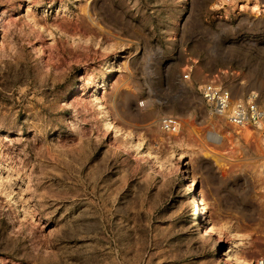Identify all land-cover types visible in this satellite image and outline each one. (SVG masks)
I'll return each instance as SVG.
<instances>
[{
	"label": "rangeland",
	"instance_id": "1",
	"mask_svg": "<svg viewBox=\"0 0 264 264\" xmlns=\"http://www.w3.org/2000/svg\"><path fill=\"white\" fill-rule=\"evenodd\" d=\"M218 1L0 0V264L264 262V124L246 139L199 91L264 110V15ZM215 173L240 176L216 248L184 194Z\"/></svg>",
	"mask_w": 264,
	"mask_h": 264
},
{
	"label": "built area",
	"instance_id": "2",
	"mask_svg": "<svg viewBox=\"0 0 264 264\" xmlns=\"http://www.w3.org/2000/svg\"><path fill=\"white\" fill-rule=\"evenodd\" d=\"M234 1L237 0H227L228 3ZM199 91L212 113L233 128L255 130L260 129L264 124V110L259 104L257 93H251L245 100L233 101L231 91L216 83L203 84L199 87ZM160 125L162 131L167 134L180 130V122L173 116L163 117ZM258 264H264V262L259 261Z\"/></svg>",
	"mask_w": 264,
	"mask_h": 264
},
{
	"label": "bare ground",
	"instance_id": "3",
	"mask_svg": "<svg viewBox=\"0 0 264 264\" xmlns=\"http://www.w3.org/2000/svg\"><path fill=\"white\" fill-rule=\"evenodd\" d=\"M224 1L227 3V0H219L218 1L219 5H222ZM233 3H234V7L232 10L235 13L247 12L250 13L251 15H255V17L264 15V1L261 2L260 0H237L229 3L228 5ZM244 131H245L244 137L246 139H249L251 137L252 132L249 130H244ZM145 159L149 163L151 171L153 170L155 174L166 173V171H164L166 169H163V166L157 164L156 161H154V158L150 154H147ZM185 189L188 194L192 195L191 204L194 210L195 219L199 222L202 228L203 236L207 237L212 242L215 248L219 247L218 244L213 241V235L215 234L217 227L215 228V226L210 222L208 207L206 206L200 194L198 193L195 187V183L193 182L190 183L185 187ZM222 257H223L222 260H224L225 264H249V262L245 261L242 258H239L236 255V250L234 251V253H231V251L222 252Z\"/></svg>",
	"mask_w": 264,
	"mask_h": 264
},
{
	"label": "crops",
	"instance_id": "4",
	"mask_svg": "<svg viewBox=\"0 0 264 264\" xmlns=\"http://www.w3.org/2000/svg\"><path fill=\"white\" fill-rule=\"evenodd\" d=\"M150 171V170H149ZM152 177L161 178V181L159 184L156 185L157 193L161 194V196L165 195L164 192H168L169 189V181L168 176L169 174L163 173V174H155L154 172L150 171ZM213 180L208 186V189L204 192H201L200 196L202 197L204 203L208 207L209 210V216L212 217L214 221H216L215 227L220 229H231V228H237L235 226H232L231 219L227 215L231 211V201L233 200V189L235 187V184L232 183V181L237 180L240 176L237 174H231V173H215L213 175ZM151 185H147L146 189H150ZM187 192H184L185 196L189 198L190 205L191 204V197L192 195L186 194ZM232 196V199H229ZM249 200V198H247ZM193 208V207H192Z\"/></svg>",
	"mask_w": 264,
	"mask_h": 264
}]
</instances>
